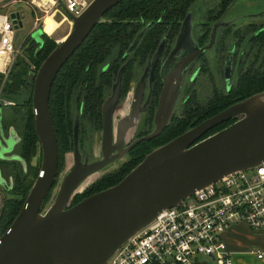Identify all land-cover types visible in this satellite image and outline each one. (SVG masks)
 <instances>
[{
    "label": "water",
    "instance_id": "1",
    "mask_svg": "<svg viewBox=\"0 0 264 264\" xmlns=\"http://www.w3.org/2000/svg\"><path fill=\"white\" fill-rule=\"evenodd\" d=\"M122 2L124 0H94L80 17L74 18L70 33L37 71L32 101L43 160L40 174L22 210L0 238V264H107L120 246L165 209L181 204L197 190L216 184L232 172L255 168L264 162V92H260L146 154L143 161L115 186L73 204V197L88 177L127 157L143 141L157 138L171 126L176 114L181 72L170 69L172 62L169 58L163 66L168 72L164 74L165 87L154 117L155 129L126 147L129 131L139 119V113L133 109L132 114L118 123L119 128L115 131V110L121 99L125 72L121 69L112 96L103 105V157L92 161L87 151L84 162L79 143V120L76 119L73 127L74 164L64 176L53 202L46 205V199L58 180L60 164L57 131L51 115L53 84L60 70L82 47L96 25ZM11 16L18 23L16 28H23L20 12ZM190 19L189 14L182 24L178 45L192 28ZM35 33L36 42L43 44L44 30L39 28ZM142 34L135 39L130 50L137 45ZM185 62L183 59L179 67ZM140 89L141 86L137 93ZM135 98L137 106L141 99L137 94ZM2 105L12 103L1 98ZM1 119L0 114V122ZM229 119H235V122L228 128L200 139ZM7 145L4 152H12L14 142L7 140ZM4 152L0 149L1 158L20 159L24 166L27 165L20 155L5 157ZM2 177L0 170V188L7 192L12 190L5 186Z\"/></svg>",
    "mask_w": 264,
    "mask_h": 264
},
{
    "label": "flooded vegetation",
    "instance_id": "2",
    "mask_svg": "<svg viewBox=\"0 0 264 264\" xmlns=\"http://www.w3.org/2000/svg\"><path fill=\"white\" fill-rule=\"evenodd\" d=\"M198 1L201 0H195V2L190 5L188 8L189 11L181 18L179 27L173 28L171 19L166 17L163 18V21L167 22V25L166 27H161L163 29L157 26L159 20L156 21L153 26L151 23L143 25V28L140 29L127 48H116L109 61L101 65L98 69L99 72L96 77L94 88L93 79L95 73L93 72L90 79L84 85H80L77 92L72 95L71 111L75 114V121L76 119L79 120V143L84 162L87 158L88 142L86 138L88 136V131L92 129L98 130L100 127L103 132V105L108 98L112 96L114 83L117 81L121 69H125V72L122 80L121 99L115 110V131L117 132L119 128L118 123L123 118L127 117V115L132 114L133 109L139 113L137 124L129 131L127 140L128 138L130 140L126 144V147L135 139L142 137L143 132H147L146 134H148L155 129L154 117L157 112L160 96L165 87L164 77L166 75L164 74L168 72L163 70V66L169 58L172 62L170 69H178L177 71L181 72V84L176 93L178 97L175 103V117L183 112L184 104L194 97L197 99L198 103L205 106L213 100L216 94L227 95V93L236 88L242 76L248 73L251 74L252 66L260 72L264 71V41H262L260 37L262 36L264 38V25L255 22L247 23V14H243L240 9L231 12L238 0H232L225 6H223L224 0H205L214 2V7H210V11L202 16V22H195L194 17L196 11L193 10L192 7ZM189 14L191 16L190 21L192 28L189 34L184 37V41L178 45V37L183 27L182 24ZM149 29H154L151 34H149ZM158 29L160 30L158 31ZM142 32L143 34L140 36L139 42L130 50L135 39ZM30 41L34 40L30 38ZM211 44L213 45L209 47ZM205 48L207 49L204 50ZM183 59H186V62L183 64V67H179ZM212 62H214V68L218 73L216 79L218 82L213 80L214 83L212 88L208 90L209 96L204 98L198 89H194V86L198 82L196 81L198 76L211 72L210 63ZM213 72L214 71H212V73ZM167 76L169 75L167 74ZM140 86L141 89L137 93V89ZM136 94L141 99L140 104L137 106L135 103ZM92 95H95V98L98 99L99 102L102 101L99 109L100 113H102L101 126L89 122L90 117L86 114L87 97L92 99ZM95 98L94 100H96ZM235 104L227 106V108L222 111L227 110L228 107ZM152 117L153 120H151ZM205 120L206 119L203 121ZM231 120L233 124L235 119H229L228 121ZM228 121L220 123L217 126H222ZM88 126H90V128ZM139 129H142L141 134L139 133ZM133 131L134 135L132 134ZM85 132H87L86 138L84 135ZM13 134L14 149L12 152H4L3 155L5 157L20 155L19 151L16 150L20 145L19 142L22 136L16 135L14 131L11 133L4 131L3 135H0V149H3V145H5L6 148L9 146L7 145V140H9V137ZM132 135L133 137H131ZM82 137L85 139H82ZM202 137L200 139H203ZM101 157H103L102 152L100 153V158ZM100 158H94L93 156L91 160H98ZM121 161L120 159L115 161V163ZM115 163L111 166L115 165ZM17 167L19 170H24L26 172L28 166H24V162L20 159L10 160L9 158L0 157L2 178L5 179V186L8 188L13 189L15 185V172ZM1 189L3 188H0V190Z\"/></svg>",
    "mask_w": 264,
    "mask_h": 264
},
{
    "label": "trees",
    "instance_id": "3",
    "mask_svg": "<svg viewBox=\"0 0 264 264\" xmlns=\"http://www.w3.org/2000/svg\"><path fill=\"white\" fill-rule=\"evenodd\" d=\"M232 0H224L223 6L228 5ZM195 0H124V2L113 7L104 18L96 25L95 30L84 41L82 47L77 50L70 58L68 63L60 70L57 76L51 93V115L53 116L54 127L57 131V138L59 143V171L65 167V154L73 151V133L75 114L72 113V95L77 92L80 85H84L95 73L93 79V88L95 87L96 77L101 65L107 63L111 58L112 53L116 48H127L132 40L138 34L143 25L151 23L153 26L159 20L157 26L166 27L167 22L163 18H170L173 28L180 26V20L189 11L190 5ZM158 29V31L160 30ZM256 29V28H255ZM154 30V29H153ZM149 29V34L153 32ZM262 41L264 38L260 36ZM30 46L26 49L27 57L36 65V70L33 79L35 80L37 71L41 64L47 59L46 57L58 46L48 34L43 36V44L29 43ZM16 61L15 65L18 63ZM26 67L20 66L17 75L13 81L10 80L11 85L5 87V94L8 98L3 100L12 103L14 108H23L24 113H19L16 120H20L22 126V139L19 142V153L22 159L26 162V172L17 170L15 172V182L12 190L8 191L10 195L6 196L4 207L0 214V238L6 230L14 223L17 215L22 210L25 200L27 199L34 182L27 184V180L31 175L30 170L33 169L34 180L40 174V166H35L33 163L34 157L41 149V144L35 130V115L33 114L32 92L26 103L16 102L13 95L9 92H21L26 88L27 76L30 71V63L28 60L24 61ZM12 73V71H11ZM239 84L227 95L216 94L209 104L203 106L198 103L194 97L184 104L183 112L176 116L162 135L150 141H143V143L136 146L129 153L131 159L126 164L122 165L118 171L113 174L102 177L98 182L92 184L84 194H78L73 199V204L81 202L94 193L101 192L115 186L122 179H124L129 172L139 165L146 154L164 144L171 142L172 139L182 135L185 131L198 125L204 119L212 117L214 114L224 110L231 104L238 103L243 99L256 95V93L264 92V71L260 72L251 68V74H247L240 78ZM81 83V84H80ZM15 87V88H13ZM12 88V89H11ZM16 89V90H15ZM128 89V88H127ZM97 96V95H96ZM88 98L86 102V114L89 115V122L95 124H102V113H100V104L98 99L94 100ZM16 111V110H15ZM153 120V117L151 118ZM232 120L216 126L209 131L202 138L213 135L218 130L227 128L232 124ZM100 128V127H99ZM142 133V132H141ZM140 133V134H141ZM147 132H143L146 134ZM56 187V184H55ZM54 191V190H53ZM52 191V192H53ZM46 199V205L49 203L50 196Z\"/></svg>",
    "mask_w": 264,
    "mask_h": 264
},
{
    "label": "built area",
    "instance_id": "4",
    "mask_svg": "<svg viewBox=\"0 0 264 264\" xmlns=\"http://www.w3.org/2000/svg\"><path fill=\"white\" fill-rule=\"evenodd\" d=\"M92 2L9 0L1 4L0 77L11 74L22 52L18 23L11 16L15 12L22 15L19 6L35 9L34 31L41 28L52 36L44 28L47 15L62 22L61 26L68 22L72 28L74 18L80 17ZM240 223H248L255 230L264 229V162L255 168L232 172L216 184L197 190L181 204L165 209L120 246L107 264H196L204 257L216 264H234L222 236ZM256 252L260 258L263 256Z\"/></svg>",
    "mask_w": 264,
    "mask_h": 264
},
{
    "label": "rangeland",
    "instance_id": "5",
    "mask_svg": "<svg viewBox=\"0 0 264 264\" xmlns=\"http://www.w3.org/2000/svg\"><path fill=\"white\" fill-rule=\"evenodd\" d=\"M9 1V0H0V6L1 4H3L4 2ZM94 1V0H93ZM198 1L196 2V4L192 7L193 10L196 11V15L194 17L195 22L196 21H200L202 19V16L205 15L207 12L210 11V7H214V2L212 1ZM21 11H22V15H23V28H19L18 29V44H21V54L18 56L19 61L16 65L13 66V68L11 69L12 73L7 76V77H0V98H8V96L5 94V92L3 90H5V87L9 88V85H11L12 83L8 84L10 82V80L13 81L14 77L17 75V72L19 70L20 66L26 67L27 64H25V60H28L30 63V71L28 73L27 76V83H26V88L23 89L21 92H15L14 90L12 92H9L10 95L14 97V100L16 102H19V104L21 103H26L27 100L29 99V97L31 96V90L34 91V83L35 80L33 79L34 74L36 73V65L30 61V59L27 57L26 54V49L30 46L29 43L33 42L30 41V38L32 40H34L36 42V33L37 31L33 32L35 29V19H36V11L35 9H31L29 10V8H27L25 5L24 6H19L18 7ZM241 10V12L243 14H247V23H257V24H262L264 25V0H238V2L236 3V5L234 6L233 11L236 10ZM242 14V15H243ZM72 30L71 25L67 22V24H63L61 27L58 28V30L52 35L50 36L51 39H53L56 43L59 44V42L66 37L70 31ZM39 31V30H38ZM35 33V34H34ZM43 38V36H41ZM37 43V42H36ZM210 67H211V72L209 74H204L202 76H198V79L196 81L197 84H195L194 89H198V91L202 94V96H204V98H206L207 96H209V89L212 88V85L214 83V81H216L217 79V72L214 68V62L210 63ZM212 71H214L212 73ZM38 73V72H37ZM37 76V75H36ZM214 77V78H213ZM36 79V78H35ZM214 80V81H213ZM218 82V81H216ZM15 88V87H13ZM12 89V88H11ZM16 90V89H15ZM32 96H33V92H32ZM9 99V98H8ZM16 110V111H15ZM24 113V109L19 107V108H14V106L11 105H2L0 106V114L2 116L1 122H0V135H3L4 131L5 132H9L11 133L13 130H15L17 132V135H21L23 130H22V126H21V122L20 120H16V118H18L19 113ZM121 115V114H119ZM122 116V115H121ZM16 117V118H15ZM4 126V128H3ZM90 128V126H88ZM142 130V129H141ZM141 130L139 129V133H141ZM14 131V132H15ZM136 131V129H135ZM86 133H84L85 138H86ZM102 129H92L90 131H88V136H87V147L88 150L91 154V157L94 158H100V153L102 152ZM134 135V131L132 133ZM133 135L131 137H133ZM82 137V139H85ZM130 139L128 138L127 141H129ZM20 146L17 148L16 151H19ZM66 158H65V167H63V169L61 171H59V176H58V180L56 182V187L54 188V191L52 192V195L50 196V199L48 200L49 204H51L55 198V196L58 193V190L60 188V184L64 178V176L68 173V171L72 168L73 164H74V151L71 152H67L65 154ZM131 159V156L129 155L128 157H125L123 159H121V162H117L115 163V165L109 167L108 169L104 170L105 168L101 169L100 172L95 173L93 175H91L90 177H93L88 183L87 186L82 189L81 192H77L75 194V196L73 197V199L78 195V194H84L87 189L89 187L92 186V184H95L96 182H98L102 177L109 175V174H113L115 173V171H118V169H120V167L124 164H126L127 162H129V160ZM42 148L40 149V151H38L37 155L34 157L33 163L35 166H40L42 165ZM122 163V164H121ZM112 165V164H111ZM108 167V166H107ZM106 167V168H107ZM33 169L30 170L31 175L29 176L28 180H27V184L34 182L36 180H34V175H33ZM9 196L10 194L7 193V191H5L4 189L0 190V202H1V206H0V214H1V210L4 207L5 204V199L7 195ZM3 204V205H2Z\"/></svg>",
    "mask_w": 264,
    "mask_h": 264
},
{
    "label": "crops",
    "instance_id": "6",
    "mask_svg": "<svg viewBox=\"0 0 264 264\" xmlns=\"http://www.w3.org/2000/svg\"><path fill=\"white\" fill-rule=\"evenodd\" d=\"M44 33L46 34L45 31ZM9 141L14 142V134L9 137ZM5 148L3 145V152ZM222 238L226 249L233 254L234 264H264V229L255 230L248 223H240L233 226ZM256 251L262 252L263 256L260 258ZM196 264L216 262L210 257H204Z\"/></svg>",
    "mask_w": 264,
    "mask_h": 264
},
{
    "label": "bare ground",
    "instance_id": "7",
    "mask_svg": "<svg viewBox=\"0 0 264 264\" xmlns=\"http://www.w3.org/2000/svg\"><path fill=\"white\" fill-rule=\"evenodd\" d=\"M44 28L46 29V31L50 34L53 35V33H55L58 28L61 26L62 22H58L56 21V19H54V17L52 15H47L44 19ZM120 160V159H119ZM109 167H111V165H109L107 168L105 167L104 170L108 169ZM93 177H88L86 179V181L82 184V186L79 188V190L77 192H81L82 189H84L87 186V183L92 179Z\"/></svg>",
    "mask_w": 264,
    "mask_h": 264
}]
</instances>
